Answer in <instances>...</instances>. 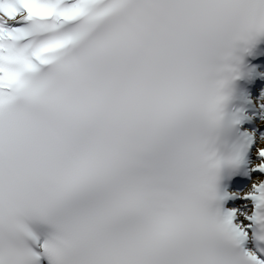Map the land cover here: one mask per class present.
Segmentation results:
<instances>
[{"label": "snow or ice", "instance_id": "6c2138e0", "mask_svg": "<svg viewBox=\"0 0 264 264\" xmlns=\"http://www.w3.org/2000/svg\"><path fill=\"white\" fill-rule=\"evenodd\" d=\"M151 7L0 0V264H264V56L193 171L206 124L161 90Z\"/></svg>", "mask_w": 264, "mask_h": 264}]
</instances>
